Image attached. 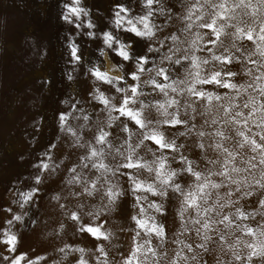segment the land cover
<instances>
[{"label":"clouds","instance_id":"clouds-1","mask_svg":"<svg viewBox=\"0 0 264 264\" xmlns=\"http://www.w3.org/2000/svg\"><path fill=\"white\" fill-rule=\"evenodd\" d=\"M133 4L103 32L84 0L64 5L101 45L73 60L89 90L37 153L33 186L4 194L0 264H264V0ZM38 222L47 251L14 256Z\"/></svg>","mask_w":264,"mask_h":264},{"label":"rangeland","instance_id":"rangeland-1","mask_svg":"<svg viewBox=\"0 0 264 264\" xmlns=\"http://www.w3.org/2000/svg\"><path fill=\"white\" fill-rule=\"evenodd\" d=\"M66 4L71 7V0H0V207L8 203L4 194L14 180H22L24 188L33 186L32 177L40 169L32 165L44 159L37 153L52 144L62 114L75 104L73 92L83 97L89 90L88 81L83 79V63L74 64L73 60L76 56L83 59L86 54L95 56L94 50L101 45V40L99 36L88 38L84 35L88 28L80 31L78 26L68 22ZM84 5L92 10L97 32L108 27L105 17L112 16L114 5L138 9L133 0H84ZM72 20L75 21V16ZM70 35L78 45L75 55L68 47ZM121 35L134 42L137 55L143 54L142 41L131 33ZM68 73L75 77L74 82L67 80ZM65 98L69 101L67 107L60 104ZM41 116L43 121L37 125L35 121ZM59 151L57 149V154ZM38 187L44 190L43 195L38 194L43 207L44 197L53 189V184ZM4 217L5 214L0 213V227H3ZM40 227L38 222L36 228L20 233L14 256L28 253L32 258L47 251V246L38 240Z\"/></svg>","mask_w":264,"mask_h":264}]
</instances>
